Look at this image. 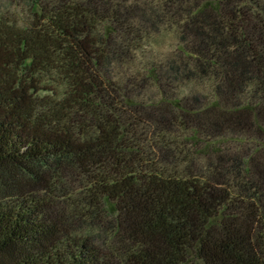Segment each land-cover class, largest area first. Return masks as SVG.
Segmentation results:
<instances>
[{
	"label": "trees",
	"instance_id": "1",
	"mask_svg": "<svg viewBox=\"0 0 264 264\" xmlns=\"http://www.w3.org/2000/svg\"><path fill=\"white\" fill-rule=\"evenodd\" d=\"M4 1L0 264H264V0Z\"/></svg>",
	"mask_w": 264,
	"mask_h": 264
},
{
	"label": "rangeland",
	"instance_id": "2",
	"mask_svg": "<svg viewBox=\"0 0 264 264\" xmlns=\"http://www.w3.org/2000/svg\"><path fill=\"white\" fill-rule=\"evenodd\" d=\"M6 1L4 0H0V3H4L5 4ZM79 191V189L77 188V184H73V186H71V190H69V194L72 193V195H76V193Z\"/></svg>",
	"mask_w": 264,
	"mask_h": 264
}]
</instances>
